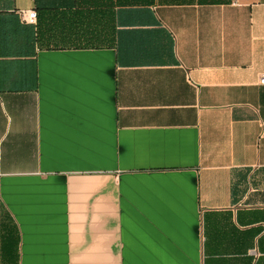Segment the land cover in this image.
<instances>
[{"label": "crops", "instance_id": "1", "mask_svg": "<svg viewBox=\"0 0 264 264\" xmlns=\"http://www.w3.org/2000/svg\"><path fill=\"white\" fill-rule=\"evenodd\" d=\"M262 73L264 0H0V264H264Z\"/></svg>", "mask_w": 264, "mask_h": 264}, {"label": "built area", "instance_id": "2", "mask_svg": "<svg viewBox=\"0 0 264 264\" xmlns=\"http://www.w3.org/2000/svg\"><path fill=\"white\" fill-rule=\"evenodd\" d=\"M18 14L23 23L32 24L35 22L36 13L35 10L32 8L19 10ZM257 83L259 85H264V73L258 76ZM260 138H264V121L260 123L259 133L257 135V139Z\"/></svg>", "mask_w": 264, "mask_h": 264}, {"label": "trees", "instance_id": "3", "mask_svg": "<svg viewBox=\"0 0 264 264\" xmlns=\"http://www.w3.org/2000/svg\"><path fill=\"white\" fill-rule=\"evenodd\" d=\"M36 13V12H35Z\"/></svg>", "mask_w": 264, "mask_h": 264}]
</instances>
